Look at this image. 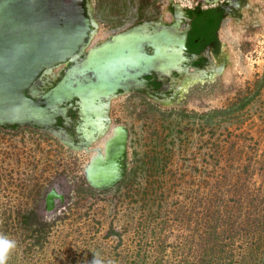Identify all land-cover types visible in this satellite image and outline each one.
Instances as JSON below:
<instances>
[{"label": "rangeland", "instance_id": "rangeland-1", "mask_svg": "<svg viewBox=\"0 0 264 264\" xmlns=\"http://www.w3.org/2000/svg\"><path fill=\"white\" fill-rule=\"evenodd\" d=\"M241 1L212 70L190 69L169 101L112 99L110 130L89 150L0 127V234L17 243L8 264H264V0ZM91 2L89 48L143 20L173 21L167 0ZM117 126L124 178L94 188L85 169ZM53 189L63 198L49 211Z\"/></svg>", "mask_w": 264, "mask_h": 264}, {"label": "water", "instance_id": "water-1", "mask_svg": "<svg viewBox=\"0 0 264 264\" xmlns=\"http://www.w3.org/2000/svg\"><path fill=\"white\" fill-rule=\"evenodd\" d=\"M172 1V0H171ZM213 5L221 0H195ZM176 15L182 11L174 4ZM144 23L89 48L97 27L91 2L86 0H0V127L14 125L36 129L58 138L77 151L88 147L109 129L110 101L119 92L126 94L146 88V76H171L180 83L186 72L188 34L181 19L171 27ZM89 48V49H88ZM88 50V51H87ZM82 59L80 60V58ZM197 59V56H195ZM76 61L56 85L47 77L54 68ZM177 73L180 77H174ZM78 99L83 120L75 128L68 118L69 104ZM65 128H57L59 118ZM107 142L105 156L118 154L125 160L128 132ZM117 161V164H118ZM115 178L92 174L86 177L94 188H112L124 178L118 164ZM63 197L53 189L46 198L47 210Z\"/></svg>", "mask_w": 264, "mask_h": 264}, {"label": "flooded vegetation", "instance_id": "flooded-vegetation-1", "mask_svg": "<svg viewBox=\"0 0 264 264\" xmlns=\"http://www.w3.org/2000/svg\"><path fill=\"white\" fill-rule=\"evenodd\" d=\"M86 1L91 2V0H86ZM190 1L193 2L192 6H188V5L183 6V5L179 4L182 7V11H180V13L178 15H176V12L173 8V5L178 4V3H176L174 0H172V1L167 0V3H168L167 12L169 13L170 16L173 17L172 23H165L160 18L143 20V21L137 23L136 25H133L132 27H129V28L124 29L122 31L116 32L112 35H109L104 41H101L100 44L108 41L110 39V37L113 35H116V34L121 33L123 31L132 29L136 26H140L146 22L152 23L153 27H156L157 24L161 25L160 28L161 27H171L172 25H174L176 23L177 18H179V19H181V22H182V26H181L182 30H185L189 26H191V29H190L189 34H188L187 50H186V57L190 61H189V63L185 64L186 72H184L182 74V76H181L182 79H181L180 83L184 80L185 77H187V76H189V74H191L190 69H195L199 72V74L205 75L208 71L213 69V63H212L213 61L211 59V55L215 54V51L218 49V46L220 44L219 31L217 33H215V24H216L218 16H215V4L204 5V4H200L199 2H196L195 0H190ZM220 3L216 4L217 5L216 7L220 8V11L222 12V14L224 16V19L226 17H229V16L230 17H237L238 16V12H239V9L241 8V3H242L241 0H221ZM91 5H92V2H91ZM92 8H93V5H92ZM202 11L204 13H200ZM93 14H94V19L97 22V19L95 17L94 8H93ZM98 27H99V24L97 22V27L95 28V32L93 33L92 39H93L95 33L97 32ZM92 39H91V41H92ZM195 56H197V59H195ZM81 59H82V57L80 58V60ZM75 65H76V61L70 60L69 62L61 64V65L57 66L56 68H54L52 70V72L49 75H47V77L49 79L54 74L55 69L59 68L60 66H63L57 74L53 75V76H55L54 77L55 81H51V79H50L51 84L48 85V87H51L52 85H56L60 81V79L65 75L67 70H69L71 67H73ZM210 65H211V67H210ZM173 76L174 77H180V75L177 73H174ZM145 80L147 81L146 88H144L140 91H136V92H132V93H128V94H141V95L149 97L152 100H159V101L165 102V101H169L172 99L173 93L177 90V87L180 84V83H178L174 86L172 84V81H171V76H163L162 77L156 73H153L152 75L146 76ZM124 94H126V93L119 92L117 97L124 95ZM79 103H80V101L78 99H75L74 101H72L68 105L69 110H68V114H67L68 118H70L71 123H72V128H67V129H68L69 133H71L72 136L74 137L73 142L75 145H77L79 143V140L76 138L75 128L80 123L83 122V120L81 118L82 116L80 114ZM108 117H109V129H108V131L105 134L99 136V138L97 140H95L88 147V149H85V150H89L92 145L97 143L101 138L106 136V134L109 132L111 124H112V121H111V101H110V106H109V110H108ZM117 127H119V126H117ZM1 128L7 129V130H12V131H17L23 127L8 125L7 127H1ZM25 128H27V127H25ZM57 128H65V119L63 117L59 118ZM119 132H120V129L117 128L115 130V132L113 133V135L108 140L106 139V142H104L105 145H104L103 149L95 150V153L98 150L103 152V159L101 160V162H97V160H95L93 162V164H91L90 170L102 171L104 168H106V172H104V173L107 175L108 174L112 175L113 173H117L119 171L118 164L120 166H124V161H118L117 160V158H118L117 153L113 157H108V156L104 155L107 142L110 141L114 137H119L118 136ZM61 143H62V141H61ZM75 151H77V150H75ZM97 154H98V152L96 153V155ZM117 161H118V164H117Z\"/></svg>", "mask_w": 264, "mask_h": 264}, {"label": "clouds", "instance_id": "clouds-1", "mask_svg": "<svg viewBox=\"0 0 264 264\" xmlns=\"http://www.w3.org/2000/svg\"><path fill=\"white\" fill-rule=\"evenodd\" d=\"M16 248V241L0 234V264H8L9 258ZM92 264H98V261L94 259Z\"/></svg>", "mask_w": 264, "mask_h": 264}, {"label": "bare ground", "instance_id": "bare-ground-1", "mask_svg": "<svg viewBox=\"0 0 264 264\" xmlns=\"http://www.w3.org/2000/svg\"><path fill=\"white\" fill-rule=\"evenodd\" d=\"M98 152V154L97 155H95L93 158H92V160H91V162L89 163V168H91L90 166H91V164H93V162L95 161V160H97V162H101V160L103 159V152H101L100 150H98L97 151ZM88 168V167H87ZM91 172H92V174H94L95 172H98V174L97 175H95L96 176V178H99V177H101L102 175H107V174H105L104 172H106V168H104L102 171H98V170H96V171H92V170H90ZM116 175H117V173H113L112 175H110V174H108V176H110V178H115L116 177Z\"/></svg>", "mask_w": 264, "mask_h": 264}, {"label": "trees", "instance_id": "trees-1", "mask_svg": "<svg viewBox=\"0 0 264 264\" xmlns=\"http://www.w3.org/2000/svg\"><path fill=\"white\" fill-rule=\"evenodd\" d=\"M200 13H204L203 11ZM215 16H218L216 24H215V33H217L220 30L221 24L224 20V16L222 12L220 11L219 7H215Z\"/></svg>", "mask_w": 264, "mask_h": 264}]
</instances>
